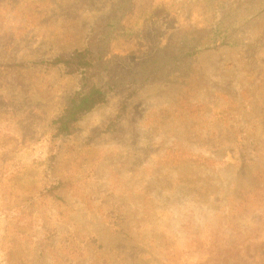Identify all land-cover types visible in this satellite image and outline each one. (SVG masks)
<instances>
[{
	"label": "rangeland",
	"instance_id": "rangeland-1",
	"mask_svg": "<svg viewBox=\"0 0 264 264\" xmlns=\"http://www.w3.org/2000/svg\"><path fill=\"white\" fill-rule=\"evenodd\" d=\"M169 1L0 0V264H264V0ZM157 20L214 43L148 50Z\"/></svg>",
	"mask_w": 264,
	"mask_h": 264
},
{
	"label": "trees",
	"instance_id": "trees-1",
	"mask_svg": "<svg viewBox=\"0 0 264 264\" xmlns=\"http://www.w3.org/2000/svg\"><path fill=\"white\" fill-rule=\"evenodd\" d=\"M197 1L209 4L214 12L223 11L229 2V0H170L167 5L170 9H173V6H176L175 11L177 13H180L186 11L188 6L190 7L193 2ZM164 19H168V17ZM154 23L155 24L150 29H137V32H135L134 34H137L138 38L144 39V41L146 42V48L148 50L152 48L162 49V47H165L166 45H163L164 39L161 37L169 35L170 39L172 41H175L178 46H180V48H177V51H179V53L172 54L171 58L188 55L190 54V52L194 53L202 46H207L214 43V38L216 37V34L213 31L208 35V37L202 39L201 42L194 43L193 41L196 39L195 30L191 31V29L186 27L176 28L172 27V25H169V29L164 32L162 22H159L157 20ZM120 32L124 35H130L128 34L129 31L125 27L118 26L117 34H120ZM172 41H170L169 43H171ZM147 52L148 51H146V53ZM70 57L73 60L57 58L54 62L57 64H62L70 70L72 68H74L72 70H76L78 68L86 69L92 64L90 57H88L86 54H81L80 52L72 54ZM105 98L106 91L102 87L96 85L91 86L86 90L75 93L69 98L61 114L54 122L56 124L55 135H64L71 133L75 128V124L83 117V115L90 112L98 104L104 102ZM53 188L56 189L58 187L53 186ZM50 193H53V190H50ZM253 245L254 248L257 247L256 243ZM249 250V248L240 250L236 249L235 251L227 254L226 260L228 264H240L242 256L245 257V262L250 261L252 254H250ZM253 251H256V249H254ZM252 264L256 263L253 262Z\"/></svg>",
	"mask_w": 264,
	"mask_h": 264
}]
</instances>
